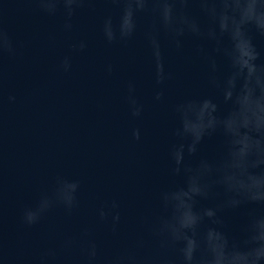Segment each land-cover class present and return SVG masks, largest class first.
<instances>
[{
    "label": "water",
    "instance_id": "1",
    "mask_svg": "<svg viewBox=\"0 0 264 264\" xmlns=\"http://www.w3.org/2000/svg\"><path fill=\"white\" fill-rule=\"evenodd\" d=\"M113 0L85 3L65 31L63 14L46 15L30 0H0L4 23L18 44V54L3 64V105L0 107V264H38L40 254L69 236L92 231L105 254L143 231V219L155 211L158 190L171 181L168 149L174 141L172 104L184 95L211 93L202 62L185 39L182 51L161 34L166 68L165 98L154 100L155 65L144 32L153 23L141 14L134 37L113 44L101 33L105 17L119 15ZM84 40L86 49L72 52ZM254 43L264 61V36ZM72 55L64 72L60 61ZM112 72H108V66ZM134 81L144 105L135 118L126 103ZM16 101L9 103L8 95ZM135 128L141 138L132 135ZM221 138H206L200 155H216ZM81 181L79 207L71 213L52 209L38 224L21 222V211L33 205L57 175ZM120 203L121 222L113 236L111 224L97 210L112 200ZM204 203H211L206 201ZM225 229L235 233L239 212L225 214ZM78 251L61 254L56 264H76Z\"/></svg>",
    "mask_w": 264,
    "mask_h": 264
},
{
    "label": "clouds",
    "instance_id": "2",
    "mask_svg": "<svg viewBox=\"0 0 264 264\" xmlns=\"http://www.w3.org/2000/svg\"><path fill=\"white\" fill-rule=\"evenodd\" d=\"M36 10L63 14L65 31L73 27L78 10L92 0H30ZM119 15L101 25L103 39L125 42L139 30L141 14L153 17L144 36L155 65L154 100L165 98L164 85L172 73L166 68L163 34L177 51L185 39L203 64L207 95H184L172 104L174 141L168 149L171 181L156 193L155 211L144 217L143 231L131 236L111 254L102 251L91 230L69 236L43 251L38 264H56L61 254L79 252L76 264H264V61L254 43L264 36V0H113ZM0 8V107L3 105V64L18 54V44L4 23ZM84 40L72 52L86 49ZM59 67L68 72L72 55ZM109 65L107 71L112 72ZM131 115H143L134 81L125 97ZM9 103L15 95L9 94ZM132 135L141 138L135 128ZM221 138L216 155H200L206 138ZM81 181L57 174L52 187L41 191L33 205L21 211V222L38 224L52 209L71 213L79 207ZM210 201L211 203H204ZM239 212L235 233L225 229V214ZM118 235L120 203L112 200L97 210ZM2 258V245H0Z\"/></svg>",
    "mask_w": 264,
    "mask_h": 264
}]
</instances>
